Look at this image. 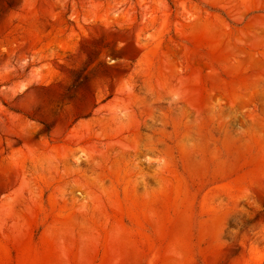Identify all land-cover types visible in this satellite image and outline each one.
<instances>
[{
    "label": "rangeland",
    "instance_id": "374dc122",
    "mask_svg": "<svg viewBox=\"0 0 264 264\" xmlns=\"http://www.w3.org/2000/svg\"><path fill=\"white\" fill-rule=\"evenodd\" d=\"M0 264H264V0H0Z\"/></svg>",
    "mask_w": 264,
    "mask_h": 264
}]
</instances>
